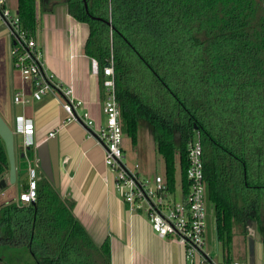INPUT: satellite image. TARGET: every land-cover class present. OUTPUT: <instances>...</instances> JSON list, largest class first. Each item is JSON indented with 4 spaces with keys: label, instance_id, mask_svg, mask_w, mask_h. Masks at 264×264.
Masks as SVG:
<instances>
[{
    "label": "trees",
    "instance_id": "trees-1",
    "mask_svg": "<svg viewBox=\"0 0 264 264\" xmlns=\"http://www.w3.org/2000/svg\"><path fill=\"white\" fill-rule=\"evenodd\" d=\"M65 1L89 27L84 50L98 62L103 99V68L113 63L123 134L136 145L140 124L149 127L175 194L178 175L189 190L188 149L198 137L218 242L228 251L235 224L247 237L251 221L264 251V0ZM37 2L17 0L33 38ZM8 168L0 137V178ZM13 215L41 264L111 263L109 239L96 244L50 180L39 182L35 202L0 206L8 231Z\"/></svg>",
    "mask_w": 264,
    "mask_h": 264
},
{
    "label": "crops",
    "instance_id": "crops-1",
    "mask_svg": "<svg viewBox=\"0 0 264 264\" xmlns=\"http://www.w3.org/2000/svg\"><path fill=\"white\" fill-rule=\"evenodd\" d=\"M37 21L34 39L47 70L66 86H72L75 98L83 102L78 112L90 113L96 133L105 124L106 116L99 74L93 71V58L84 50L88 25L69 13L65 0H38ZM12 45L8 29L0 23V114L10 126L17 114L32 117L35 144L24 150L19 136V143H15L17 179L0 188V195H8L17 183L20 193L28 185L29 167H35L38 184L46 179L53 182L62 197L73 203L76 219L96 244L109 239L110 264H191L183 243L172 237H160L144 213L129 211L115 189L114 174L105 164V150L96 134H90L80 122H65L67 113L58 98L49 95L26 105L14 103L15 92L23 86L30 91L31 85L22 82L13 68ZM51 132L54 136H50ZM3 177L9 178V168ZM17 196L11 201H16ZM253 238L260 240L255 234L244 235L250 243L248 264H262L258 242ZM233 260L245 264L229 247L220 264Z\"/></svg>",
    "mask_w": 264,
    "mask_h": 264
},
{
    "label": "built area",
    "instance_id": "built-area-1",
    "mask_svg": "<svg viewBox=\"0 0 264 264\" xmlns=\"http://www.w3.org/2000/svg\"><path fill=\"white\" fill-rule=\"evenodd\" d=\"M0 23L8 29L13 45L11 49L13 68L24 83H30V91L25 86L14 94V102L26 105L33 99L42 100L52 95L58 98L67 113L65 122H80L89 133L93 134L94 121L89 112L79 113L83 102L76 99L72 86H66L55 74L49 72L37 48L36 40L24 27L18 13H13L0 0ZM93 71L98 73L97 60L93 59ZM105 79L103 86L105 98L103 112L106 121L95 133L98 142L105 150V164L114 174V186L131 212H142L146 215L152 229L160 237H172L186 247V256L194 264H220L211 259L206 252V205L208 185L205 175L204 150L201 140L197 137L189 145L187 179L189 190L186 194H178L168 190L165 176L143 177L140 165H130L122 148L123 129L121 110L116 97V84L113 63L103 68ZM12 128V127H11ZM35 121L26 114H17L14 120V135L22 140L24 150L35 144ZM50 136H54L51 132ZM29 181L18 195V204L28 205L36 201L38 196L37 170L29 167ZM261 263L264 264L262 251ZM229 264H242L233 260Z\"/></svg>",
    "mask_w": 264,
    "mask_h": 264
},
{
    "label": "rangeland",
    "instance_id": "rangeland-1",
    "mask_svg": "<svg viewBox=\"0 0 264 264\" xmlns=\"http://www.w3.org/2000/svg\"><path fill=\"white\" fill-rule=\"evenodd\" d=\"M7 6L13 13H16L17 0H7ZM14 97V96H13ZM14 101V99H13ZM15 103V102H14ZM15 120V119H14ZM106 121V117L104 119ZM11 127L14 128V121H10ZM16 145L19 143V136L15 135ZM122 148L126 156V161L130 165L138 163L140 165V172L143 177H152L156 174L165 176V162L163 157L157 151V144L154 139V135L151 133L149 127L144 123H141L138 131L137 144L134 145L127 135L123 137ZM178 197L181 195L180 176L177 179ZM19 193L18 183L6 196L0 195V206L11 199H14ZM18 198V196H17ZM206 205V252L212 257L213 260L219 263H223L224 253L226 248L222 243L217 242L216 238V225H215V208L213 204L207 199ZM235 234L233 241L230 245L231 251L234 252L236 257L241 259L243 263L250 262V243L246 242L244 235L242 234V225L240 223L235 224ZM249 233L259 236L256 230L249 227ZM257 239V238H256ZM261 240V239H260ZM256 241L261 243V241ZM263 249V246H262ZM23 251L21 250V254ZM264 252V251H263Z\"/></svg>",
    "mask_w": 264,
    "mask_h": 264
},
{
    "label": "flooded vegetation",
    "instance_id": "flooded-vegetation-1",
    "mask_svg": "<svg viewBox=\"0 0 264 264\" xmlns=\"http://www.w3.org/2000/svg\"><path fill=\"white\" fill-rule=\"evenodd\" d=\"M10 231L3 227L0 220V264H38L32 248L33 236L25 240L20 237L19 217L12 216ZM21 242H23L21 244ZM21 250L23 251L21 254ZM41 264V263H40Z\"/></svg>",
    "mask_w": 264,
    "mask_h": 264
},
{
    "label": "water",
    "instance_id": "water-1",
    "mask_svg": "<svg viewBox=\"0 0 264 264\" xmlns=\"http://www.w3.org/2000/svg\"><path fill=\"white\" fill-rule=\"evenodd\" d=\"M85 6L87 8L86 1H85ZM108 23L111 24V21H109ZM0 137L3 139V141L5 143V147H6V151H7V155H8V159H9V178H4V177L0 178V188H3V187H6L9 183H15L16 182V179H17V167H16V155H15V135L13 133V130H12L11 126L5 121V119L2 117L1 114H0ZM44 163H43V166H45ZM48 165L50 166L49 163H48ZM48 173L51 176V178H53L52 177V173H51L50 170H49ZM249 227H252L253 230H256L257 229V224L254 223L252 225V222L250 221L249 222ZM253 240H256V239L253 238ZM217 242H218V240H217ZM258 246H259L258 256H259V259H260V262H261L262 242L261 243L258 242ZM38 264H40V263L38 262Z\"/></svg>",
    "mask_w": 264,
    "mask_h": 264
}]
</instances>
